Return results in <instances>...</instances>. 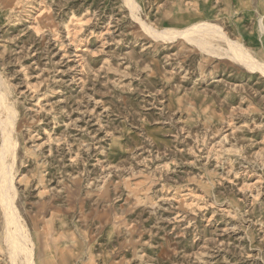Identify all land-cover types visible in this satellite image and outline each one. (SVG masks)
Wrapping results in <instances>:
<instances>
[{"label":"rangeland","instance_id":"374dc122","mask_svg":"<svg viewBox=\"0 0 264 264\" xmlns=\"http://www.w3.org/2000/svg\"><path fill=\"white\" fill-rule=\"evenodd\" d=\"M129 2L0 0V264H264V72L178 34L264 62V0Z\"/></svg>","mask_w":264,"mask_h":264},{"label":"bare ground","instance_id":"6f19581e","mask_svg":"<svg viewBox=\"0 0 264 264\" xmlns=\"http://www.w3.org/2000/svg\"><path fill=\"white\" fill-rule=\"evenodd\" d=\"M129 1H130L129 3L131 4V6H134V0H129ZM148 28L151 29V27H148ZM151 30H154V29H151ZM178 34L184 35L185 37H189L190 39L195 40L196 42H198L200 45H203L204 47L213 46L211 43V38L218 37V38L224 39L230 42L232 46L231 51L229 50L224 51L225 55L238 59L241 62L248 65L249 67H252L253 69L258 68L259 70L264 72V62L260 60L259 58H257L256 56H254V54H252L248 49H246L241 41L230 39L225 34L224 30H222L221 28L199 27L197 29H193L187 32H180ZM6 109L7 108L4 109L3 116L1 117V120H0L1 124L5 127L9 123V121L4 118L5 115L7 114ZM4 138L5 140H4L3 148L1 149V152H2V159L5 162V164H2L1 166L2 168L0 171V185L2 188L1 189L2 196L0 199H2V204L5 205L4 211H5V216L7 218V221L13 225V232L11 233V240H12L13 246L17 254H19L22 251L29 250L26 245V242H28L29 240V237H28L29 234L27 235L24 228L22 227V224L18 217V213L16 212L15 206L13 205L11 201V196L9 194V189H10V186L12 185V180L10 178L9 169H8V165L6 162L5 152L10 149V146L12 144L11 143V132H8L6 137ZM29 264H34V263H29Z\"/></svg>","mask_w":264,"mask_h":264}]
</instances>
